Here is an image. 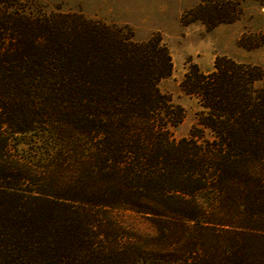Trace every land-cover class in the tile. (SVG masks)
Wrapping results in <instances>:
<instances>
[{"label": "trees", "instance_id": "trees-1", "mask_svg": "<svg viewBox=\"0 0 264 264\" xmlns=\"http://www.w3.org/2000/svg\"><path fill=\"white\" fill-rule=\"evenodd\" d=\"M248 1L264 6L198 0L182 24L234 23ZM173 69L160 33L0 0V264H264V67L191 63L200 110L179 139Z\"/></svg>", "mask_w": 264, "mask_h": 264}, {"label": "rangeland", "instance_id": "rangeland-1", "mask_svg": "<svg viewBox=\"0 0 264 264\" xmlns=\"http://www.w3.org/2000/svg\"><path fill=\"white\" fill-rule=\"evenodd\" d=\"M30 1L46 12H82L89 18L127 24L138 40L160 33L174 63L172 75L161 81L160 88L185 109L183 121L173 130L177 139L190 135L200 110L197 99L187 95L180 86L191 63H197L203 71H210L216 57L228 56L264 67V43L254 46L259 39L258 34L264 35V6L256 1L245 4L244 14L238 21L211 30L201 22L182 24L184 11L198 0ZM118 218L123 225L140 234L155 233L153 225L135 213H119Z\"/></svg>", "mask_w": 264, "mask_h": 264}]
</instances>
